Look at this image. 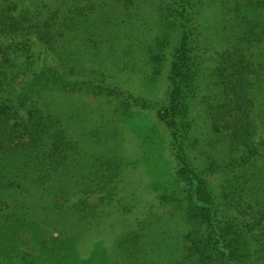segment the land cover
Segmentation results:
<instances>
[{
	"label": "trees",
	"instance_id": "obj_1",
	"mask_svg": "<svg viewBox=\"0 0 264 264\" xmlns=\"http://www.w3.org/2000/svg\"><path fill=\"white\" fill-rule=\"evenodd\" d=\"M211 30L228 43L212 69ZM115 71L148 89L166 80L165 99L114 83ZM89 92L109 103L50 98ZM86 119L101 136L77 129ZM127 130L138 159L123 148ZM139 160L158 205L82 257L100 207L139 205L118 190ZM44 254L47 264H264V0H0V264H45Z\"/></svg>",
	"mask_w": 264,
	"mask_h": 264
},
{
	"label": "rangeland",
	"instance_id": "obj_2",
	"mask_svg": "<svg viewBox=\"0 0 264 264\" xmlns=\"http://www.w3.org/2000/svg\"><path fill=\"white\" fill-rule=\"evenodd\" d=\"M210 36L215 37V43L214 47L211 48L207 53L206 56L208 58L206 65L209 66L211 69L215 66L216 61L218 59V55L220 52L224 51L227 48V41H224V38L218 36L215 34V31H212L209 33ZM39 49L37 52L41 55V53H45L42 46L38 45ZM47 54V53H46ZM44 54V57L46 56ZM50 61L54 60V57L51 55ZM43 58V56H42ZM92 67V65H89ZM116 72V71H115ZM115 79L113 80L114 83H117L118 85H123L126 89L132 91L136 94H144L145 96H150L153 98H157L154 100L157 101H163L166 97L167 92V86L168 83L166 80H161L160 82H155L154 86L152 88L143 87L139 83V76L137 73L132 71H123L119 73V71L116 72ZM152 89V93H148V90ZM52 98L53 103H94L93 109H96L97 105L99 103H109L107 99L102 97L98 94H93L89 92L85 96H69L61 93H55L50 96ZM163 103V102H161ZM197 107H200V104H197ZM93 114L95 112L93 111ZM108 119L112 122V117L110 115H107ZM146 120L151 119L152 122L157 123L159 130L162 131V134L164 135V140L169 139V130L165 126L164 123L159 121L157 114L155 112H146ZM77 129H83L84 134H89L90 131H96V136H101V132L99 129L98 124L96 123H88L87 119L84 122L78 123L76 125ZM112 127H109V129L106 131V133L102 136V138H112L111 132ZM93 135V134H92ZM91 135V136H92ZM125 139H124V150L125 153L130 157L134 159H138V155L140 154L141 150L139 148V139L132 131L127 130V132L124 131ZM94 141L98 140L97 138H93ZM163 140V144L165 143ZM95 146V145H94ZM164 146H167L166 143ZM90 145L86 142L84 145V150L86 152H90L91 149L89 148ZM166 148V147H165ZM166 151V150H165ZM99 152V151H98ZM152 153H155L156 151L151 150ZM167 156H169V150L167 149V152H165ZM141 159V158H140ZM147 166V167H146ZM150 168L148 164L146 165L145 162L142 160L138 161V167L136 170H128L125 172L124 176L122 177L119 185L118 190L120 191V195H123L124 197L136 195L140 201L139 205L136 206V210L132 213H120L117 210H111L110 207H100L98 210L104 209V211L107 212V216L103 218V220L99 223V225L95 223H91L86 231L85 235L81 236L79 240V251L82 255V257H88L93 250L94 244L97 242H104L106 244H111L116 237L119 235V233L125 229L132 228L136 224L137 219H142L148 211L151 210V208H154L158 205V197L156 193L151 191L148 188V183L150 180L149 171ZM98 198V195H94L90 198V201H94ZM78 197H72V201L77 200ZM162 212V209L160 210ZM50 232L52 231V234L55 236L58 235L55 230H52V228H49ZM51 234V235H52ZM50 235H48L49 237ZM30 239H27V241ZM27 251L30 253L35 254L37 248L35 247V243H27L25 246H23ZM39 257H42V254L40 252L37 253ZM43 262H46L47 264V254H44L43 259L41 260ZM12 264H19L17 259L12 260Z\"/></svg>",
	"mask_w": 264,
	"mask_h": 264
}]
</instances>
